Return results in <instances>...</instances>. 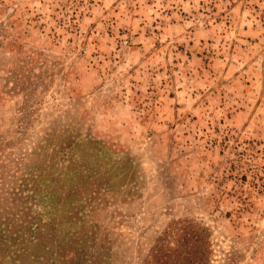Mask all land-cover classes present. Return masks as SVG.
<instances>
[{"label": "rangeland", "instance_id": "1", "mask_svg": "<svg viewBox=\"0 0 264 264\" xmlns=\"http://www.w3.org/2000/svg\"><path fill=\"white\" fill-rule=\"evenodd\" d=\"M180 219L264 264V0H0V264H141Z\"/></svg>", "mask_w": 264, "mask_h": 264}, {"label": "trees", "instance_id": "2", "mask_svg": "<svg viewBox=\"0 0 264 264\" xmlns=\"http://www.w3.org/2000/svg\"><path fill=\"white\" fill-rule=\"evenodd\" d=\"M207 235L205 227L192 219L173 221L154 240L141 264H208ZM102 250L92 253V259L97 260ZM84 264L94 262L86 261Z\"/></svg>", "mask_w": 264, "mask_h": 264}]
</instances>
